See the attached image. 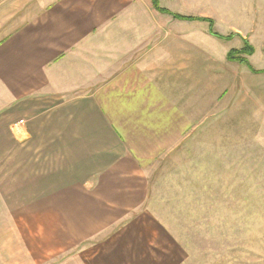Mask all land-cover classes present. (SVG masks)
Instances as JSON below:
<instances>
[{
  "label": "crops",
  "instance_id": "1",
  "mask_svg": "<svg viewBox=\"0 0 264 264\" xmlns=\"http://www.w3.org/2000/svg\"><path fill=\"white\" fill-rule=\"evenodd\" d=\"M184 1L159 3L190 16ZM172 14L154 0H0V223L41 226L52 252L92 247L69 264L187 263L149 209L150 179L220 96L197 26Z\"/></svg>",
  "mask_w": 264,
  "mask_h": 264
},
{
  "label": "rangeland",
  "instance_id": "2",
  "mask_svg": "<svg viewBox=\"0 0 264 264\" xmlns=\"http://www.w3.org/2000/svg\"><path fill=\"white\" fill-rule=\"evenodd\" d=\"M184 3L197 26L190 39L205 42L220 100L203 127L152 169L149 209L180 237L186 264H264V0ZM208 27L234 37L212 36ZM231 51L250 67L228 60ZM43 236L38 225L0 223V264H69L71 250L92 248L52 252Z\"/></svg>",
  "mask_w": 264,
  "mask_h": 264
},
{
  "label": "trees",
  "instance_id": "3",
  "mask_svg": "<svg viewBox=\"0 0 264 264\" xmlns=\"http://www.w3.org/2000/svg\"><path fill=\"white\" fill-rule=\"evenodd\" d=\"M154 6H155L156 9H158V10L164 12V13L172 14V13H169V11H167L166 9H164V8H162L160 6L159 0H154ZM172 15L175 16V17H179L181 19H187V20H193L194 19L192 16H179V15H175V14H172ZM209 31L215 37L226 39V40H230V39H232L234 37V35H230V36L224 37L222 34L218 33L217 31H215L214 28H211V27L209 28ZM246 44L244 45V48H243L242 51H244V53H246L247 56L253 55L254 54V50H255L254 47L249 44V50H247ZM227 59L230 60V61H234V62L235 61L240 62L241 64H244V65L247 64L249 66L248 59H246L245 57H242L240 53L235 52V51L229 52V54L227 56Z\"/></svg>",
  "mask_w": 264,
  "mask_h": 264
}]
</instances>
